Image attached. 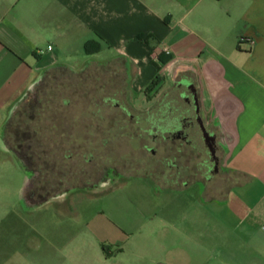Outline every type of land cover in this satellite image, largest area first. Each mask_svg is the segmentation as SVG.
Returning a JSON list of instances; mask_svg holds the SVG:
<instances>
[{
  "label": "rangeland",
  "instance_id": "374dc122",
  "mask_svg": "<svg viewBox=\"0 0 264 264\" xmlns=\"http://www.w3.org/2000/svg\"><path fill=\"white\" fill-rule=\"evenodd\" d=\"M90 58L59 61L16 111L29 170L0 139V264H264L263 236L247 245L208 204L197 219L180 143L152 135L171 128L155 119L163 90L149 102L124 62Z\"/></svg>",
  "mask_w": 264,
  "mask_h": 264
},
{
  "label": "crops",
  "instance_id": "0c3cea01",
  "mask_svg": "<svg viewBox=\"0 0 264 264\" xmlns=\"http://www.w3.org/2000/svg\"><path fill=\"white\" fill-rule=\"evenodd\" d=\"M90 40L100 49L88 56L124 62L135 91L158 78L142 94L152 102L163 90L155 119L171 128L152 135L180 143L179 182L199 190L197 219L208 220V204L210 221L242 228L247 245L264 237V0H0L1 140L45 71L85 54Z\"/></svg>",
  "mask_w": 264,
  "mask_h": 264
},
{
  "label": "trees",
  "instance_id": "16d2710c",
  "mask_svg": "<svg viewBox=\"0 0 264 264\" xmlns=\"http://www.w3.org/2000/svg\"><path fill=\"white\" fill-rule=\"evenodd\" d=\"M99 49H100V46H99V44L96 42V41H92V40H90V41H87L85 44H84V52H85V54H87V55H92V54H95V53H97L98 51H99ZM159 59H160V62L161 63H166L168 60H169V55H161L160 57H159ZM51 70H55V68L53 67V68H51V69H49V71H51ZM48 71V70H47ZM46 72V71H45ZM158 81V78L157 77H154L151 81H150V83H149V85L147 86V88L143 91L145 94L146 93H148L151 89H152V87L153 86H155V84H156V82ZM32 90H33V87L29 90V92L27 93V95H26V97H24V99L22 100V102L17 106V107H15V109H14V111L12 112V114L10 115V117H9V120L7 121V124L5 125V128H4V132H3V134H4V141H5V143L8 145V147L11 149V150H13V152H15L16 153V155L21 159V161H22V163L26 166V168H27V170H29V168H28V164H27V159L26 158H28V156L27 155H22L21 154V151H20V149H21V143H19L18 145L20 146H18V145H11L10 144V142H9V137L11 136V135H9V126H11L12 124H13V120H14V117H15V113H16V111L18 110V108H19V106H21V104L23 103V102H28V99L29 98H31L32 97ZM29 95V96H28ZM31 170V169H30ZM35 172V174H36V176H37V172L36 171H34ZM35 176V177H36ZM33 186V185H32Z\"/></svg>",
  "mask_w": 264,
  "mask_h": 264
},
{
  "label": "flooded vegetation",
  "instance_id": "af4514ba",
  "mask_svg": "<svg viewBox=\"0 0 264 264\" xmlns=\"http://www.w3.org/2000/svg\"><path fill=\"white\" fill-rule=\"evenodd\" d=\"M206 147H207V150H208L209 161H210L211 165H213L215 163V160H216V156L214 155V153H215V147H214L213 142H212V150H213L212 152L213 153H211V151L208 148V146H206ZM30 194H31V196H34L35 195L34 192H32V191H30Z\"/></svg>",
  "mask_w": 264,
  "mask_h": 264
},
{
  "label": "water",
  "instance_id": "95a60500",
  "mask_svg": "<svg viewBox=\"0 0 264 264\" xmlns=\"http://www.w3.org/2000/svg\"><path fill=\"white\" fill-rule=\"evenodd\" d=\"M202 131H203V135L205 138V142H206L208 148L210 149L211 153H213L212 152L213 151L212 150V142H213L212 137L210 135H208L204 130H202Z\"/></svg>",
  "mask_w": 264,
  "mask_h": 264
},
{
  "label": "built area",
  "instance_id": "2783aa9c",
  "mask_svg": "<svg viewBox=\"0 0 264 264\" xmlns=\"http://www.w3.org/2000/svg\"><path fill=\"white\" fill-rule=\"evenodd\" d=\"M48 49H51V46H48ZM163 55H170V50L168 47H163L161 50ZM261 231L264 233V222L261 224Z\"/></svg>",
  "mask_w": 264,
  "mask_h": 264
}]
</instances>
